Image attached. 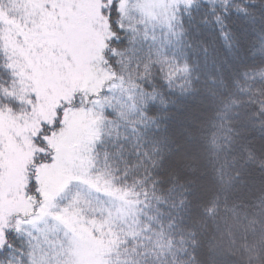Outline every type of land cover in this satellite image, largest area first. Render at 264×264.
<instances>
[{
	"label": "trees",
	"instance_id": "obj_1",
	"mask_svg": "<svg viewBox=\"0 0 264 264\" xmlns=\"http://www.w3.org/2000/svg\"><path fill=\"white\" fill-rule=\"evenodd\" d=\"M128 1L110 21L102 10L124 26L105 60L128 101L121 115L102 107L95 153L130 214L96 231L104 264H264V0L179 1L156 41L130 29ZM8 60L0 27V109L17 106ZM10 240L27 264L30 240L15 227Z\"/></svg>",
	"mask_w": 264,
	"mask_h": 264
},
{
	"label": "rangeland",
	"instance_id": "obj_2",
	"mask_svg": "<svg viewBox=\"0 0 264 264\" xmlns=\"http://www.w3.org/2000/svg\"><path fill=\"white\" fill-rule=\"evenodd\" d=\"M179 1L131 0L120 10L130 29L143 36L151 33L156 41L173 33ZM45 2L0 0L4 18L15 20L12 30L0 27L12 72L7 96L17 102L15 108L0 109V224L19 226L32 247L40 245V255L54 258L67 242L65 227L51 216L36 219L34 210L40 202L36 205L29 197V181L36 179L42 191L51 192L66 172L88 169L100 177V191L74 183L55 198L57 208L51 211L58 212L79 193L81 199L69 223L92 244L86 252L88 264H104L96 231L101 233L109 223L112 226L130 216L126 193L115 185L108 165L95 153L107 124L102 107L114 110L117 106L121 115L126 110L122 102L128 101L115 92L121 88L119 82L110 84L112 74L105 60L111 32L102 10L108 0H51L56 6L51 9L44 7ZM117 92L130 94L128 89ZM200 116L198 111L196 117ZM53 123L55 127L50 128ZM52 132L55 135L49 136ZM40 135L49 136L48 142L40 140ZM29 211V215L19 214Z\"/></svg>",
	"mask_w": 264,
	"mask_h": 264
},
{
	"label": "snow or ice",
	"instance_id": "obj_3",
	"mask_svg": "<svg viewBox=\"0 0 264 264\" xmlns=\"http://www.w3.org/2000/svg\"><path fill=\"white\" fill-rule=\"evenodd\" d=\"M181 2L190 6L192 0H181ZM108 5V19L110 21L113 14L112 8H115L117 11H119V7L115 5L114 0H108ZM44 7L51 9L55 8L56 6L51 3V0H46ZM14 23V19L4 18L3 10L0 9V25L7 26L6 29H4L3 31L12 30ZM114 26L120 28V30H123L124 28L122 24L112 25L111 23H109V29ZM115 36L116 33L112 32L111 38H115ZM183 70L187 71L186 68ZM49 127L54 128L55 123L49 125ZM41 131H43V129H41ZM54 135L55 132L49 134V136ZM49 136L40 135L39 139L47 143L49 140ZM137 154L139 155V152ZM51 159L52 158L50 157V160ZM37 171H39V168L37 169ZM99 179V176L92 175L88 169H83L82 171L70 170L59 179V182L53 187L51 192L42 191L40 183L38 181H29L30 184H34L36 189V195L40 201V207L34 210L36 219H44L45 217L51 216V218L54 219L56 222L61 223V225L65 227L64 235L67 238V242L66 244L61 245L60 252L54 253V258L50 257L48 259L44 258L48 255L47 253H43V255H40V253L43 251L40 248V245H35L34 247H32V250H30L27 254V264H88L86 252L92 247V244L87 239H81L80 233H78L72 227L71 223H69V218L74 216L75 206L81 199L80 194L77 193L73 197L72 201H70L69 204L65 207L61 208L58 212L53 213L51 210L57 208V205L54 203L55 198L61 195L63 192L67 191L69 188H71L72 184L74 183L86 185L88 186L90 191H100L97 185V181ZM19 214L29 215L30 213L21 212ZM10 219L11 217H8V220ZM19 223H22V221ZM15 231L19 233L20 227L17 226L15 228ZM11 233L12 225L10 223L6 221L0 224V264H12L13 259H17L18 264H23L22 261H19V257L13 256L14 252H19L20 256H24L25 253L20 248H14V245L11 243L10 240ZM34 239L37 238L34 237Z\"/></svg>",
	"mask_w": 264,
	"mask_h": 264
}]
</instances>
